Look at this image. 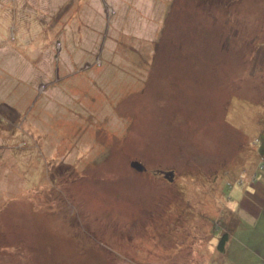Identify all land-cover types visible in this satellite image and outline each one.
Returning <instances> with one entry per match:
<instances>
[{"label":"rangeland","instance_id":"374dc122","mask_svg":"<svg viewBox=\"0 0 264 264\" xmlns=\"http://www.w3.org/2000/svg\"><path fill=\"white\" fill-rule=\"evenodd\" d=\"M261 157L264 0H0V264H246Z\"/></svg>","mask_w":264,"mask_h":264},{"label":"crops","instance_id":"0c3cea01","mask_svg":"<svg viewBox=\"0 0 264 264\" xmlns=\"http://www.w3.org/2000/svg\"><path fill=\"white\" fill-rule=\"evenodd\" d=\"M257 165H259V162L257 163ZM249 174L253 175V178L255 179L256 176H258L257 173H255V171L249 172ZM261 177L262 178L260 180L252 179V183L245 184V186L235 185L232 188L231 193L236 197L237 200L231 201V205H230L231 209H229L232 215H234L235 213V215L242 218L245 223H249L253 225V227L255 228L257 227L260 228L261 237L258 239L259 243L261 239L263 240L262 242H264V173H262ZM235 215H234V219H235L234 224L237 223V218H235ZM234 224H233V228H234ZM230 240H231V235L229 234V238L226 243L224 252H218L217 250L216 252H213L218 257L223 259L222 262H224V258L222 257L221 254L230 252L229 251ZM247 241L257 242L254 236L245 237V242ZM237 251L239 252V254L242 253V257L244 259L246 258L245 259L247 261L246 264H264V250H256L254 248V250H249L250 253H248V246L245 243H243L241 244L240 247H238ZM222 262L220 261L219 264H221Z\"/></svg>","mask_w":264,"mask_h":264},{"label":"trees","instance_id":"16d2710c","mask_svg":"<svg viewBox=\"0 0 264 264\" xmlns=\"http://www.w3.org/2000/svg\"><path fill=\"white\" fill-rule=\"evenodd\" d=\"M259 142L258 138L254 140V143H257ZM259 162V165L258 168L262 169L264 167V157H261L260 160H258ZM261 163V164H260ZM245 172V169L243 170ZM253 176V175H252ZM254 179L256 180L255 178H251V180ZM228 185L231 187L230 191L232 190V188L236 185H243L245 186V184H243V181H241V179H238L236 180L235 182L233 183H228ZM228 199H230V197H228ZM221 224V223H220ZM222 225V224H221ZM228 238H229V233L224 231L222 232V234L219 236V238L217 239V243L215 245V248L218 252H224L225 251V246H226V243L228 241Z\"/></svg>","mask_w":264,"mask_h":264},{"label":"water","instance_id":"95a60500","mask_svg":"<svg viewBox=\"0 0 264 264\" xmlns=\"http://www.w3.org/2000/svg\"><path fill=\"white\" fill-rule=\"evenodd\" d=\"M131 166H132L133 168L139 170V171H144V170H145V167H144L141 163H139L138 161H132V162H131ZM167 175H169V174H167ZM167 175H166V176H167ZM170 176H172V175L170 174ZM169 179H170V178H169Z\"/></svg>","mask_w":264,"mask_h":264}]
</instances>
